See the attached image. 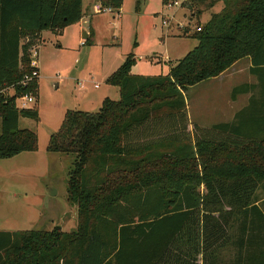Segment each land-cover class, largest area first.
Masks as SVG:
<instances>
[{"label": "trees", "instance_id": "16d2710c", "mask_svg": "<svg viewBox=\"0 0 264 264\" xmlns=\"http://www.w3.org/2000/svg\"><path fill=\"white\" fill-rule=\"evenodd\" d=\"M97 1L115 13L122 6ZM185 1L203 10L218 2ZM219 1L189 36L196 47L166 75H132L130 54L106 80L118 100L104 99L96 113L66 111L47 151L74 156L66 195L76 229L0 231V264H264L260 104L250 99L234 123L197 138L188 129L187 90L241 59H250L264 99V0ZM81 19L82 0H0V160L37 150V135L18 122H37L38 107L19 109L16 99L37 98L38 82L21 81L38 34ZM250 89L235 87L231 97Z\"/></svg>", "mask_w": 264, "mask_h": 264}, {"label": "rangeland", "instance_id": "374dc122", "mask_svg": "<svg viewBox=\"0 0 264 264\" xmlns=\"http://www.w3.org/2000/svg\"><path fill=\"white\" fill-rule=\"evenodd\" d=\"M142 3L136 8L134 0H122L118 14L92 17V10H88L91 26L80 20L65 28L63 35L51 32L52 36L38 40V92L36 101L27 108L36 105L39 120L18 122L19 129L37 135V150L0 160V231L50 232L56 227L65 233L74 231L75 210L69 208L66 195L74 156L47 151L49 137L60 128L66 111L96 113L102 95L118 100L117 89L108 87L105 78L130 54L134 55L137 74L166 75L168 67L196 47L197 41L189 37L196 27H204L210 14L222 9V3L205 12L187 1L173 9L166 7L165 0ZM171 15L172 25L167 29L162 20ZM177 24L187 26L188 34L181 33ZM83 27L91 31L87 40L82 39ZM243 79L244 75L227 76L222 82L205 81L187 90L188 129L197 128L195 138L199 130L210 129L215 122L234 123L236 112L242 105L247 107L250 98L260 104L257 105L264 116V99L258 84L245 93L251 96L248 101L242 94L231 97L233 88L243 84ZM256 196L264 198L262 190ZM259 205L264 212V201Z\"/></svg>", "mask_w": 264, "mask_h": 264}, {"label": "crops", "instance_id": "0c3cea01", "mask_svg": "<svg viewBox=\"0 0 264 264\" xmlns=\"http://www.w3.org/2000/svg\"><path fill=\"white\" fill-rule=\"evenodd\" d=\"M97 0H82V22H83V24H85V25H87V24H89L90 26H91V24H92V18L90 19V15L88 14V10L90 11V10H92V6H93V4L96 2ZM163 1L164 0H162V3H163ZM143 2V0H140V5L141 4H143L142 3ZM222 2L221 1H219L218 0V2L214 5V6H217V5H219V4H221ZM134 4H135V0H134ZM140 5H139V7H140ZM222 7H223V5H222ZM221 7V8H222ZM212 9V8H211ZM207 10H210V9H204V12L205 11H207ZM221 10V9H220ZM219 10V11H220ZM120 11H121V9H120ZM119 11V12H120ZM218 11V12H219ZM90 14H92V17H93V15H95V14H93V10H92V12L90 11L89 12ZM116 14H118V13H116ZM212 14H216V13H211L210 14V16L212 15ZM209 19H210V17H209ZM209 21V20H208ZM207 21V22H208ZM77 24H79V23H77ZM76 25V24H75ZM74 25V26H75ZM71 26H73V25H71ZM67 28V27H66ZM65 29V28H64ZM64 29H63V32H64ZM63 32H62V35H63ZM81 32H82V35H83V32H85L86 34H87V36H88V38L87 39H89V37L91 36V31L90 30H87V29H85L84 27L81 29ZM48 35H50V36H52V34H51V31H44V32H41V33H39L38 34V39L39 40H41V42H42V40H45V37H48ZM27 41V40H26ZM25 41V42H26ZM38 51H39V49H38ZM124 62V61H123ZM135 66H136V64L131 68V74L132 75H140V74H137L136 73V71H134V69H135ZM250 67H251V62H250V59L249 58H244V59H241V60H239L238 62H236L234 65H232L229 69H227L224 73H222L220 76H218L217 78H214V79H211V80H208V81H220V82H222L223 81V79L225 78V77H227V76H230V78H233V77H235V75L236 76H240V75H244V79H243V84H241L240 86H242V85H248V86H254L255 84H258V80H257V78L255 77V76H253V75H251L250 73H249V69H250ZM119 68V67H118ZM117 68V69H118ZM116 69V70H117ZM115 70V71H116ZM168 70H169V67H168V69H167V72H168ZM115 71H113L112 73H114ZM112 73H109V75L105 78V82H106V80L109 78V76L112 74ZM167 74V73H166ZM141 76H143V75H141ZM203 83V82H202ZM108 87H109V85H107ZM110 87H112V86H110ZM238 87V86H237ZM114 88H116V87H114ZM117 89V91H118V98H119V90H118V88H116ZM234 89V88H233ZM243 96H245V97H247L246 98V100L248 101L249 100V98L251 97L250 95H248V96H246V94H242ZM241 97V96H240ZM106 98H108V97H105V95H102V97H100V102H101V104H102V101L104 100V99H106ZM109 99V98H108ZM251 99V98H250ZM245 108V105H242L241 107H240V109L238 110V112L240 111V110H242V109H244ZM238 112H236V113H238ZM217 124H227V121H220V122H215L214 124H212V126H214V125H217ZM211 126V127H212ZM193 127H190V131H192L193 129H192ZM264 201V198H262V202Z\"/></svg>", "mask_w": 264, "mask_h": 264}, {"label": "built area", "instance_id": "2783aa9c", "mask_svg": "<svg viewBox=\"0 0 264 264\" xmlns=\"http://www.w3.org/2000/svg\"><path fill=\"white\" fill-rule=\"evenodd\" d=\"M185 2V0H182L181 2L177 0H169L165 5L168 9L173 8H180L182 4ZM93 14H113L115 11L109 7H103L98 1H96L92 6ZM116 14V13H115ZM173 16H168L162 20V25L165 26L167 29H169L172 25ZM176 27L180 29L181 33L188 34V31L185 30L187 26H182L180 24H177ZM200 29L196 28L195 32H199ZM39 45L36 47H31L29 50V69L30 71L26 73L21 81V85L25 86L27 84L37 82L39 79ZM36 101V98L31 93L25 94L23 96H20L16 99V107L19 109H27V105L30 103H34ZM18 103L20 104L18 106Z\"/></svg>", "mask_w": 264, "mask_h": 264}, {"label": "water", "instance_id": "95a60500", "mask_svg": "<svg viewBox=\"0 0 264 264\" xmlns=\"http://www.w3.org/2000/svg\"><path fill=\"white\" fill-rule=\"evenodd\" d=\"M88 36L85 32H83L82 39L87 40Z\"/></svg>", "mask_w": 264, "mask_h": 264}]
</instances>
